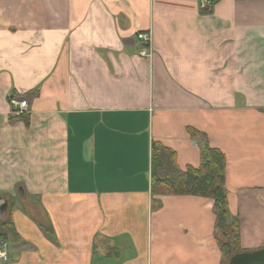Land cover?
Returning a JSON list of instances; mask_svg holds the SVG:
<instances>
[{
    "label": "crops",
    "instance_id": "1",
    "mask_svg": "<svg viewBox=\"0 0 264 264\" xmlns=\"http://www.w3.org/2000/svg\"><path fill=\"white\" fill-rule=\"evenodd\" d=\"M198 1L0 0V264H220L213 201L151 193L153 142L199 167L188 128L225 155L242 252L264 249V0Z\"/></svg>",
    "mask_w": 264,
    "mask_h": 264
},
{
    "label": "trees",
    "instance_id": "2",
    "mask_svg": "<svg viewBox=\"0 0 264 264\" xmlns=\"http://www.w3.org/2000/svg\"><path fill=\"white\" fill-rule=\"evenodd\" d=\"M219 0H212L210 6L199 9L202 14H211ZM37 92H30L18 100L35 98ZM27 122V120L23 117ZM190 137L201 144L200 165L194 169L188 167L182 171L174 151L158 142L151 146V193L155 195H191L208 198L213 201L215 217V240L221 254L220 264H230V259L243 253L239 242L238 219L230 216L225 189V155L210 146L204 133L192 128L187 129ZM14 236L11 219L0 221V241Z\"/></svg>",
    "mask_w": 264,
    "mask_h": 264
},
{
    "label": "built area",
    "instance_id": "3",
    "mask_svg": "<svg viewBox=\"0 0 264 264\" xmlns=\"http://www.w3.org/2000/svg\"><path fill=\"white\" fill-rule=\"evenodd\" d=\"M212 0H199L198 6L199 9H205L210 6ZM137 40L140 42V48L138 52V56L144 59L151 58V34L150 32H140L136 35ZM10 106L12 108V112L16 115H20L27 111V102L24 100H15L12 99L10 101ZM8 244L6 241H0V259L3 261H7L8 253L7 249Z\"/></svg>",
    "mask_w": 264,
    "mask_h": 264
},
{
    "label": "water",
    "instance_id": "4",
    "mask_svg": "<svg viewBox=\"0 0 264 264\" xmlns=\"http://www.w3.org/2000/svg\"><path fill=\"white\" fill-rule=\"evenodd\" d=\"M6 204L0 206V217L5 212ZM230 264H264V249L250 253H240L230 259Z\"/></svg>",
    "mask_w": 264,
    "mask_h": 264
}]
</instances>
